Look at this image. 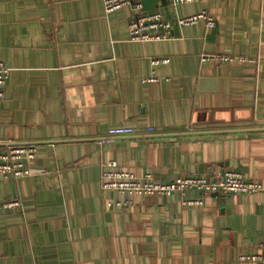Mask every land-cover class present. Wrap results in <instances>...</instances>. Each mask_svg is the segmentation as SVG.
<instances>
[{
	"label": "crops",
	"instance_id": "0c3cea01",
	"mask_svg": "<svg viewBox=\"0 0 264 264\" xmlns=\"http://www.w3.org/2000/svg\"><path fill=\"white\" fill-rule=\"evenodd\" d=\"M203 10L212 27L136 41L127 5L106 14L102 0H0L11 68L0 139L37 145L29 176H0V199L21 202L0 210V264H231L264 240V191L102 187L109 161L140 180L234 169L264 184V0L164 7L169 19ZM117 125L136 132L108 134Z\"/></svg>",
	"mask_w": 264,
	"mask_h": 264
},
{
	"label": "built area",
	"instance_id": "2783aa9c",
	"mask_svg": "<svg viewBox=\"0 0 264 264\" xmlns=\"http://www.w3.org/2000/svg\"><path fill=\"white\" fill-rule=\"evenodd\" d=\"M194 0H170L176 9L180 2H190ZM106 14L122 6H130L132 10L131 19L128 22V31L131 40L150 41L165 40L173 35V26L192 25L203 21L206 26L212 27L215 23L214 18L206 11H200L186 16H176L169 19L165 13L156 10H144L142 0H102ZM201 60H233L235 57L228 55H217L202 53ZM167 57H155L151 62L153 65L165 63ZM11 71L0 61V106L4 98V86ZM159 77L150 75L144 77L146 82H156ZM147 131H152V127H147ZM110 135H128L136 132V129L127 125H117L107 130ZM37 145L33 142H13L11 140L0 139V176H12L20 178L31 174L30 161L36 155ZM108 165L112 169L105 171L102 175V187L115 189L120 193L130 194H158L169 196L174 192L184 194L188 189H196L201 192H217L222 194L232 193H253L264 191V184L245 178L241 172L228 169L219 176H206L200 174L179 175L168 181L155 182L147 175L140 180L129 171L118 169L115 161H109ZM184 202L189 204H204L203 198H184ZM129 200L116 201L117 206H125ZM20 199L17 197L0 199V210L20 206ZM231 264H264V240L257 242L255 248L242 253L238 259Z\"/></svg>",
	"mask_w": 264,
	"mask_h": 264
},
{
	"label": "water",
	"instance_id": "95a60500",
	"mask_svg": "<svg viewBox=\"0 0 264 264\" xmlns=\"http://www.w3.org/2000/svg\"><path fill=\"white\" fill-rule=\"evenodd\" d=\"M169 3L170 0H142V8L149 11L158 9L164 13V7Z\"/></svg>",
	"mask_w": 264,
	"mask_h": 264
}]
</instances>
